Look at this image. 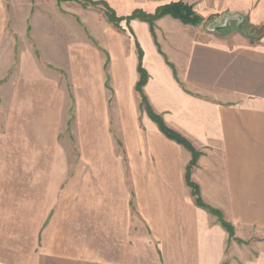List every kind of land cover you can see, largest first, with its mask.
Returning <instances> with one entry per match:
<instances>
[{
	"label": "crops",
	"instance_id": "obj_1",
	"mask_svg": "<svg viewBox=\"0 0 264 264\" xmlns=\"http://www.w3.org/2000/svg\"><path fill=\"white\" fill-rule=\"evenodd\" d=\"M171 1L196 11L192 0L155 7ZM59 5L0 0V80L9 68L4 56L17 55L10 86L28 89L25 102L35 103L39 113L51 88L46 64L62 68L74 50H83L81 33L73 38L58 24L67 19ZM202 6L206 20L242 15L250 27L264 28V0H202ZM130 23L136 39L126 48L111 45L109 55L97 47L105 55L103 86L121 109L114 134L91 130L97 158L72 165L0 159V264H264V253L246 254L239 241L264 233V34L203 32L170 16L155 21L153 34L144 21ZM136 42L148 74L142 93L166 125L200 152L190 179L201 199L233 226V238L194 204L185 180L190 152L140 110ZM86 65L87 102L99 103L97 61ZM89 118L93 125L106 120L101 113ZM9 184L26 186L4 188ZM35 216L45 220L38 245L4 255V232L13 226L18 231V225L33 232Z\"/></svg>",
	"mask_w": 264,
	"mask_h": 264
},
{
	"label": "rangeland",
	"instance_id": "obj_2",
	"mask_svg": "<svg viewBox=\"0 0 264 264\" xmlns=\"http://www.w3.org/2000/svg\"><path fill=\"white\" fill-rule=\"evenodd\" d=\"M93 1H104L117 16H127L135 9L152 13L157 3L165 0ZM192 1H195L196 11L204 17L196 29L213 32L212 23L216 21L221 23L219 27H216V31L223 33L241 32L250 38L264 34V28L259 32L258 29L250 27L242 15L239 19L228 18L226 21L222 18L223 14L206 20L208 14L207 9H203L202 0ZM26 9V6L20 4V12L25 13ZM58 9L67 18L64 22L58 23L60 27H65L69 32L72 31L73 38L78 32L81 33L84 42L82 53L74 50L67 57L68 60L62 68L46 64V76L50 78L51 88H46L49 93L46 96V104H38L41 111L44 107V113H39L35 103L25 102L28 89L10 86L11 78L16 76L17 55L4 56V67L9 68L5 73V80H0V159L67 160L72 165L79 159L97 158L98 148L91 139L92 129L101 128L104 132L109 131L110 134H114L116 130L115 116L116 112L121 109L116 106L114 93L111 94V91L103 86L101 64L105 55L98 48L108 50L110 55L111 45H114L115 49L126 48L129 42L130 44L134 42L136 36L131 23L122 20L117 26L112 25L104 15V6L101 3L91 4L88 0L60 2ZM7 12L10 16V4ZM88 35L96 45L87 37ZM117 55L120 56V53L117 52ZM90 59L97 61L100 75L98 89H96L99 95H95L97 101L100 102L95 104L87 102L89 88L83 75L87 67L86 63ZM108 85L112 88V79ZM144 107H140V110L147 115ZM93 113H101L106 118L103 121L104 125H101L99 120L94 121V125L92 124L89 117ZM119 144L116 149L120 153L122 146L121 143ZM36 184L40 185H35V187H41L42 181ZM9 186L22 188L26 185L9 184L4 185V188ZM35 194L41 195L42 192L36 191ZM213 216L217 220V217ZM44 221V217L35 216L33 232L24 231L19 225L17 226L18 231H15V226H13L12 231L4 232V255H9L11 251L21 254L30 249L33 242L36 247ZM239 241L242 242L240 246L246 254H250L251 251L264 253V233L254 235L248 240L240 238Z\"/></svg>",
	"mask_w": 264,
	"mask_h": 264
},
{
	"label": "trees",
	"instance_id": "obj_3",
	"mask_svg": "<svg viewBox=\"0 0 264 264\" xmlns=\"http://www.w3.org/2000/svg\"><path fill=\"white\" fill-rule=\"evenodd\" d=\"M57 1L60 3L64 1H77V0H57ZM88 1H90L91 4L101 3L105 8V11H104L105 17L112 25L117 26L118 23L122 20H126V22L128 23L132 19H138L140 21L146 22L149 25L150 31L152 32V34L154 33L155 21L164 16H170L174 19L179 20L183 24H188V25H193V26L199 25L201 21L203 20V17L200 16L193 9L191 5L185 2H182V1H171L168 3H164L162 5L157 6L152 13L145 12L141 9H135L134 11H132L131 14L127 16H117L114 10L111 9L104 1H93V0H88ZM261 31L262 29L259 30V32ZM136 47H137L138 61H139L138 67H137L139 79L136 83V90L140 96V107L145 106L144 108L146 110L148 117L156 124L159 131L166 138L176 142L177 144L181 145L182 147H184L186 150L190 152L191 160L186 168L185 180H186L187 186L191 190L192 196L194 197V203L198 207H201L207 210L210 214L215 215L217 217L218 223L228 232V235L230 236V238H233L234 237L233 226L223 218L219 210L204 203V201L201 199L199 195L198 186L194 182H192L190 179L191 170L196 165L200 152L197 151L193 147V145L187 138H185L180 133H178L176 130L166 125L162 117L153 111L146 97L142 93V87L148 80V74L146 70L142 67L143 52L137 42H136Z\"/></svg>",
	"mask_w": 264,
	"mask_h": 264
},
{
	"label": "water",
	"instance_id": "obj_4",
	"mask_svg": "<svg viewBox=\"0 0 264 264\" xmlns=\"http://www.w3.org/2000/svg\"><path fill=\"white\" fill-rule=\"evenodd\" d=\"M223 20L224 21H226V19H228V18H236V19H239L240 18V15H229V14H224L223 15ZM218 23V24H217ZM214 26L212 27V30L214 31V30H216V27H219L220 26V22H214V23H212Z\"/></svg>",
	"mask_w": 264,
	"mask_h": 264
}]
</instances>
